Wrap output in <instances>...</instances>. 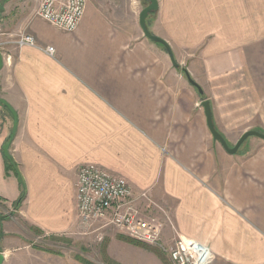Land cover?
<instances>
[{
    "label": "crops",
    "instance_id": "crops-1",
    "mask_svg": "<svg viewBox=\"0 0 264 264\" xmlns=\"http://www.w3.org/2000/svg\"><path fill=\"white\" fill-rule=\"evenodd\" d=\"M40 1L0 0V98L17 114L9 152L26 188L16 208L22 186L3 154L14 120L0 108L3 264H70L36 241L102 234L77 215L85 163L149 190L181 235L213 250V264H264V139L228 152L202 104L230 147L248 130L264 133V21L247 20L246 0H158L147 25L169 43L175 66L145 36L140 0H87L72 32L38 17ZM19 32L55 56L16 46ZM173 236L167 225L165 242ZM120 239L110 234L109 244Z\"/></svg>",
    "mask_w": 264,
    "mask_h": 264
},
{
    "label": "built area",
    "instance_id": "built-area-1",
    "mask_svg": "<svg viewBox=\"0 0 264 264\" xmlns=\"http://www.w3.org/2000/svg\"><path fill=\"white\" fill-rule=\"evenodd\" d=\"M86 5L87 0H41L36 15L61 30L72 32L78 28ZM3 34L0 27V35ZM11 36L18 47L31 46L50 56L56 54L54 46H42L30 33ZM76 189L77 215L84 228L95 232L111 228L138 242L158 246L172 264H211L213 261L210 247L181 235L168 209L156 202L149 190L135 191L125 177L112 174L96 163H85L78 169ZM167 225L174 230L168 243L164 240Z\"/></svg>",
    "mask_w": 264,
    "mask_h": 264
},
{
    "label": "rangeland",
    "instance_id": "rangeland-1",
    "mask_svg": "<svg viewBox=\"0 0 264 264\" xmlns=\"http://www.w3.org/2000/svg\"><path fill=\"white\" fill-rule=\"evenodd\" d=\"M124 2H126V0ZM140 2L141 4L139 7L142 10L147 3L145 0H140ZM251 2L259 5L251 6L249 4ZM246 3L247 20H249V17L252 19L253 16L258 18L259 21H264V0H246ZM157 12L158 11L151 14V19H155ZM138 14H135L136 17ZM151 32L155 34V32ZM250 138L261 140V138L257 136H251ZM11 215L13 216L15 214ZM109 233L112 234V236H118V238H120V236L126 237L111 228H106L102 230V234L99 235L89 234L76 238L57 236L43 237V239L36 241L37 245H39L37 249H39V252L44 251V253L47 254L53 253L59 256L69 257L70 264H85L82 263L79 258L85 259V262H89V264H172L167 253L158 246L142 242V244H136V242H132L128 239H120V242H117L119 244L118 246H112L109 244ZM211 251L213 252L212 249ZM39 254L42 255L43 253ZM214 260L215 255L211 264H213Z\"/></svg>",
    "mask_w": 264,
    "mask_h": 264
},
{
    "label": "water",
    "instance_id": "water-1",
    "mask_svg": "<svg viewBox=\"0 0 264 264\" xmlns=\"http://www.w3.org/2000/svg\"><path fill=\"white\" fill-rule=\"evenodd\" d=\"M145 2L147 3V5L143 8V10L140 13V25H141V28H142L145 36L148 37L149 39L155 41V42L163 44L167 48L173 64L175 66H178V63L175 59V56L173 54V51H172L169 43L164 38H162L161 36L153 34L147 25V18L149 17V15H151L152 13L156 12L159 9L158 0H145ZM2 66H3V56L0 53V70H1ZM185 73H186L188 79L190 80V82H192V84L197 86L200 91H202L201 88L199 87V85L195 82V80L192 79V77L190 76V74L188 73L187 70H185ZM202 104H203L204 109H205V115L207 117L208 127H209V129L213 135V138L216 141H218L219 143H221V145L228 152H230L232 154L236 153L238 151L239 147L243 144V142L247 138H249L250 136H257V137L264 139V133H262L258 130H248L240 137V139L237 141V143L235 144L234 147H230L229 144L227 143L225 137L215 127V124L213 122L212 110H211V106H210L209 101L204 100ZM0 108H8L11 111V113L13 114V120H14L13 128L9 134L8 141L3 146L4 156L8 160L12 161L13 159H12L11 153L9 152V147H10V143H11V141L15 135L16 129H17L18 118H17L16 112L11 107V105L7 101H5L4 99H1V98H0ZM4 260H5V255L0 252V264H3Z\"/></svg>",
    "mask_w": 264,
    "mask_h": 264
},
{
    "label": "trees",
    "instance_id": "trees-1",
    "mask_svg": "<svg viewBox=\"0 0 264 264\" xmlns=\"http://www.w3.org/2000/svg\"><path fill=\"white\" fill-rule=\"evenodd\" d=\"M7 162H8L9 165H11L12 167H15V169L17 170V168H16V166H15L13 160H12V161H11V160H7ZM17 173H18V176H19V179H20V183H21V186H22V192H21V195H20V197L18 198V200L14 203V205H15L16 208L21 204V202L23 201V199H24L25 196H26L25 183H24V181H23L21 175L19 174V171H18V170H17ZM120 238H121L122 240H126V239H128V240H130V241H132V242H136V244H137V243H138V244H142L141 242H138V241L133 240V239L128 238V237H125V238H124V237H121V236H120ZM78 258H79V257H78ZM79 259L81 260L82 263L89 264V262H88V263L85 262V259H83V258H79Z\"/></svg>",
    "mask_w": 264,
    "mask_h": 264
}]
</instances>
